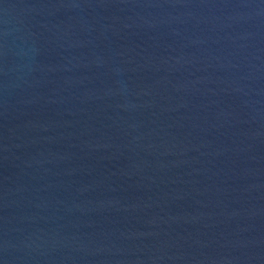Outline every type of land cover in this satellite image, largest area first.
I'll return each instance as SVG.
<instances>
[{
	"label": "water",
	"instance_id": "water-1",
	"mask_svg": "<svg viewBox=\"0 0 264 264\" xmlns=\"http://www.w3.org/2000/svg\"><path fill=\"white\" fill-rule=\"evenodd\" d=\"M0 264H264V0H0Z\"/></svg>",
	"mask_w": 264,
	"mask_h": 264
}]
</instances>
